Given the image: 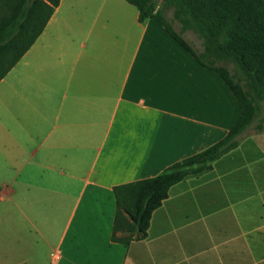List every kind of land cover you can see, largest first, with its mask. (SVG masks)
<instances>
[{"label":"crops","instance_id":"obj_1","mask_svg":"<svg viewBox=\"0 0 264 264\" xmlns=\"http://www.w3.org/2000/svg\"><path fill=\"white\" fill-rule=\"evenodd\" d=\"M240 117L219 74L135 6L60 0L0 80V264H264V156L247 159L243 142L173 185L146 238L111 241L113 187Z\"/></svg>","mask_w":264,"mask_h":264},{"label":"trees","instance_id":"obj_2","mask_svg":"<svg viewBox=\"0 0 264 264\" xmlns=\"http://www.w3.org/2000/svg\"><path fill=\"white\" fill-rule=\"evenodd\" d=\"M60 0H0V80L17 64L46 27ZM139 11V20L160 23L202 67L214 71L237 99L241 117L226 136L203 151L169 166L163 173L113 187L115 215L111 241L125 246L147 236L152 214L170 188L235 149L238 136L252 123L255 106L248 92L217 63L234 64L246 84L264 95V0H162L173 10L181 32L201 40L198 53L163 20L156 0H125Z\"/></svg>","mask_w":264,"mask_h":264},{"label":"rangeland","instance_id":"obj_3","mask_svg":"<svg viewBox=\"0 0 264 264\" xmlns=\"http://www.w3.org/2000/svg\"><path fill=\"white\" fill-rule=\"evenodd\" d=\"M157 9L160 11L163 20L180 36L195 52L202 50L201 40L192 31L181 32L180 24L173 18V10L166 8L162 0H156ZM218 67L225 68L235 83L240 84L244 91L248 92L250 99L255 106V115L252 123L238 136V142H243L245 153L248 158H259L264 156V95L259 89L246 84L236 71L233 63L222 61L216 64ZM262 143V145L260 144ZM260 144L261 148L257 145Z\"/></svg>","mask_w":264,"mask_h":264}]
</instances>
